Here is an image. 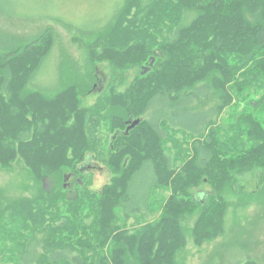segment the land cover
Returning <instances> with one entry per match:
<instances>
[{"label": "trees", "instance_id": "obj_1", "mask_svg": "<svg viewBox=\"0 0 264 264\" xmlns=\"http://www.w3.org/2000/svg\"><path fill=\"white\" fill-rule=\"evenodd\" d=\"M141 1L126 0L119 26L131 10L145 11ZM146 7L151 11L142 25L124 37L114 28L102 50L92 55V60H108L113 68L106 101L92 107L82 106L79 84L52 96L27 88L53 48L49 29L24 45L8 47L0 57V168L24 161L41 191L50 176H64L66 170L83 174L79 165L91 157L88 153L103 156L112 173L100 192L84 189L76 198L67 199L66 186L59 185L51 198L55 207L61 200L62 208L40 209L36 218L29 214L34 231L49 237L60 233L65 241L63 250L48 251L52 262L83 264L81 254L73 255L81 246L72 240L97 234L99 264H179L176 252L186 243L181 219L196 204L190 187L210 176L223 190L233 179L229 168H264V96L240 119V145L233 146L230 157H217L215 131L210 129L204 140L194 143L192 154L181 148L183 154L174 162L165 150L164 126L201 136L230 105V83L242 92L240 97L250 82H264V0H154ZM153 7L158 9L155 17ZM147 63L151 66L143 68ZM136 66L138 75L119 90L128 70ZM219 93L224 100L215 104ZM135 120L139 123L127 130ZM102 123L108 132L105 139L98 135ZM244 134L253 141L250 147L241 143ZM147 172L151 181L142 190L137 180ZM158 186L171 190L159 219L130 230L127 223L148 212L149 193ZM207 201L194 229L199 243L219 234L224 224L223 197ZM28 207L30 211L33 206ZM58 214L63 216L56 225ZM87 219L91 223L81 225ZM45 241L30 242L21 255L24 264L35 263Z\"/></svg>", "mask_w": 264, "mask_h": 264}, {"label": "rangeland", "instance_id": "obj_2", "mask_svg": "<svg viewBox=\"0 0 264 264\" xmlns=\"http://www.w3.org/2000/svg\"><path fill=\"white\" fill-rule=\"evenodd\" d=\"M125 2L126 0H0V57L8 52V47L24 45L49 29L54 38L53 48L27 88L31 91L39 89L52 96L66 86L79 84L83 87L82 106L92 107L98 100L105 102L113 68L108 60H92V55L102 50L104 38L114 28L124 37L130 28L136 30V25H142L146 14L151 11L146 6L151 7L154 0H142L140 5L145 11L136 10L134 13L135 10H131L130 14L125 15L127 19H122L123 23L119 26L118 16L122 13ZM166 8L170 9V6ZM151 13L155 17L158 9L153 7ZM150 66L151 63H147L143 68ZM138 73V66L129 69L126 82L120 83L119 90H124ZM234 85V82L230 83V105L221 111L201 136L164 125L167 132L165 150L168 155L173 156L174 162L182 156L181 148L186 154H192L194 143L204 140L210 129L215 131L217 157H230L233 146L240 145L238 136L240 127L244 126L240 119L244 113L248 114V106L255 105L254 101L264 96V82L260 79L250 82L244 95L240 97L237 95L241 91ZM218 95L213 101L215 104H221L224 100L223 93ZM245 96L248 97L247 100ZM260 108H264V101L260 102ZM130 129L127 127V130ZM107 134L106 124L103 127L102 123L98 135L105 139ZM241 143L250 147L253 141L244 134ZM87 155L91 157L79 165L84 166L83 174H72L66 170L64 176H50L40 186L44 191L36 185L24 161L18 159L13 166L0 168V264H24L21 255L36 238L46 241L39 248L40 257L33 264H73L67 259L55 262L48 259V251L60 248L63 250L61 243L65 241L60 239V233L49 237L47 233L34 231L30 225L33 222L29 219V214L36 218V212L40 209L53 206V212H57L62 208L61 200L55 207L57 203H53L51 198L56 195L59 185L66 186L67 199H71L78 197V193L84 189L98 193L110 183L112 173L103 162V156L94 153ZM229 171L233 179L230 183L226 182L223 190L220 187L218 189L217 181L212 180L209 175V179L206 176L200 185L190 187L189 193L196 204L192 206L193 211L185 212L181 219L186 243L176 252L175 260L179 264H264V168L255 164L240 170L229 168ZM65 175L70 176L66 179ZM139 178L137 182L140 181L141 189L144 190L151 181L149 173L142 174ZM170 194L169 187H153L149 193L148 212L135 216L134 220L127 223V227L133 231L136 227L157 221ZM210 196L223 197L227 203L223 229L215 237L206 238L199 243L195 241L194 229ZM30 205L33 207L29 211ZM58 215L54 219L56 225H59L63 216ZM89 223L91 220L87 219L81 225ZM49 239L52 242L48 243ZM98 240L97 234L74 238L72 241H76L81 248L73 251V255L81 254L84 258L83 264H99ZM113 244L115 243L112 246ZM64 251L67 252L68 249ZM108 251L105 247V254Z\"/></svg>", "mask_w": 264, "mask_h": 264}, {"label": "water", "instance_id": "obj_3", "mask_svg": "<svg viewBox=\"0 0 264 264\" xmlns=\"http://www.w3.org/2000/svg\"><path fill=\"white\" fill-rule=\"evenodd\" d=\"M139 123V120H135V121H133L130 125H129V129L130 128H133V127H135L137 124Z\"/></svg>", "mask_w": 264, "mask_h": 264}]
</instances>
